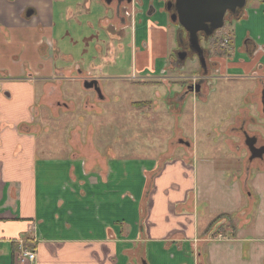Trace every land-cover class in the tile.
<instances>
[{
	"label": "crops",
	"instance_id": "obj_1",
	"mask_svg": "<svg viewBox=\"0 0 264 264\" xmlns=\"http://www.w3.org/2000/svg\"><path fill=\"white\" fill-rule=\"evenodd\" d=\"M122 4L0 0V73L7 77L0 87V264H19L23 246L37 259L22 264H264V162L254 161L263 167L242 182L248 161L239 132L243 124L264 126L261 107L234 116L223 131L228 148L214 146L210 156L194 144L189 158L191 149L179 143L183 149L157 157L39 154L51 144L41 123L72 106L61 92L65 84L95 92L84 82L98 79L102 115L114 113L110 102L126 91L132 106L152 101L138 97L147 90L157 96L173 90L176 28L163 0H143L133 19ZM247 14L236 28L234 59L223 70L258 69L260 77L264 2L255 0ZM246 35L252 40L244 45ZM259 77L222 81L217 90L249 84L241 97L251 91L257 102ZM231 151L242 173L228 179ZM225 213L235 215V236L209 239Z\"/></svg>",
	"mask_w": 264,
	"mask_h": 264
},
{
	"label": "rangeland",
	"instance_id": "obj_2",
	"mask_svg": "<svg viewBox=\"0 0 264 264\" xmlns=\"http://www.w3.org/2000/svg\"><path fill=\"white\" fill-rule=\"evenodd\" d=\"M229 25L227 22L222 30L229 29ZM192 63L191 60H187L185 69L183 71L178 69L175 73L178 74L181 71L182 74L186 75V73L192 72L194 68ZM248 88L249 84L242 83L239 84L238 88L230 91L221 87L215 95V101L212 99L207 104H201V102L191 98L187 102L182 116H176L169 112L166 100L167 93L165 92H162L161 96H157L154 95L153 90H147L137 96L139 99L144 97L152 101L132 102L131 106L130 100L133 99L130 93L126 91L118 95V101L110 102V106L115 108V112L113 113L114 110H112L110 114L105 112L106 115H102L97 110L101 108V105H106V102L102 101L96 92H84L80 85L65 84L62 86L61 92L63 96L68 94L72 98V106L68 108L67 114L65 113L61 118L55 120L52 116V119H45L47 121L41 123L45 130H49L51 144H48L47 149L39 148V154L59 152L69 156L73 152H77L88 156L98 151L102 154L108 153L116 156L157 157L165 152L169 156L177 149H183L174 140V137L185 136L188 140L195 142L198 154L203 153L210 156L215 151L214 146L223 149L228 148L227 143L222 142L226 138L223 131L232 122V119L234 120V116L240 114L238 107L245 105L241 95ZM161 89L163 91L162 87ZM164 91L167 89L164 88ZM85 93L88 97H96V102L94 104L93 102H85ZM145 93L151 95L146 97ZM154 100L158 101L157 106ZM84 102L85 108L81 106ZM178 128L184 132L181 133ZM254 129L261 132L259 143H263L264 126H249L250 131ZM53 132L54 137H52ZM52 143L60 146V149H52ZM102 145L105 148L101 147ZM231 154L233 157V151ZM231 160L233 161L230 164L227 163L229 166L226 171L228 179L234 175L240 176L242 173L235 164V157ZM220 161L223 163V160ZM259 167L263 166L248 163L244 167L243 176H241L243 177L242 182L244 179L246 181V177H249L255 168ZM245 190H248L246 184Z\"/></svg>",
	"mask_w": 264,
	"mask_h": 264
},
{
	"label": "flooded vegetation",
	"instance_id": "obj_3",
	"mask_svg": "<svg viewBox=\"0 0 264 264\" xmlns=\"http://www.w3.org/2000/svg\"><path fill=\"white\" fill-rule=\"evenodd\" d=\"M175 1L176 0H163L171 23L176 28V48L173 50L169 60V70H171V75L169 77H171L170 84L172 85L173 90L171 89V91L167 94L166 100L169 112L176 116H182L185 112L186 104L191 98L201 102V104L209 103L213 97H215L214 94L218 91L217 88L219 87L220 82L237 80L249 81L259 77L258 69H255L251 73H245L242 70L234 71L231 68L223 70V63L225 62L227 64L234 59V42L236 40L237 25L247 17L248 10L251 9L255 0H229L231 2L230 5L232 9H228L225 12L224 25L221 28L215 29L214 32L209 35L206 34L205 31H199L198 46L194 42L190 41L189 31L181 24ZM261 1L264 2V0ZM117 2L120 7L123 5L122 3L125 4V15L133 19L136 15L139 4H142L143 0H122L120 1L121 3L119 1ZM243 3H245V6H241ZM32 14V9H29L27 16H31ZM173 16H175L176 19H173ZM227 22L230 24L229 29L222 30ZM212 24L214 23L211 22L208 24L209 30L212 29ZM251 40L252 39L249 35H246L243 41V43H245L244 45H247ZM258 49L259 47L257 46L254 53H256ZM187 60H191L193 62L192 64L194 65V68L192 72L186 73L185 75L182 74L181 71H183L187 66ZM178 69L181 71L176 74L175 72H177L176 70ZM261 74L262 75L258 78V80L262 83L264 81V68ZM6 78L7 77L5 75L0 73V87H2L3 81ZM87 79L93 78H86V80ZM175 86H177V88H174ZM244 98L245 100L243 101ZM242 102H244L245 105H240V107H238L239 112L251 113V111L257 110L258 107H261L259 112H264V84H262L261 95L257 102L253 101L251 91L242 98ZM239 132L241 134L240 139H242L243 146L245 147L247 153L246 160L248 163L253 164L254 161L264 162V154L262 157H257L252 160L250 159L252 154L249 151V143H252L257 148L264 146V141L263 143H259V131H250L249 126L246 127V125L243 124L240 126ZM227 137H229V135H226V138ZM249 137L254 138V141H248ZM174 140H176L179 144L188 145L191 149L189 158H192L191 156L195 153L193 148L195 142L184 137L176 136L174 137ZM226 221H228V218L224 217L219 219L216 223H213L209 239L223 238L228 235L231 236L230 234L223 236L222 233L218 234L216 237L214 235L220 231Z\"/></svg>",
	"mask_w": 264,
	"mask_h": 264
},
{
	"label": "water",
	"instance_id": "obj_4",
	"mask_svg": "<svg viewBox=\"0 0 264 264\" xmlns=\"http://www.w3.org/2000/svg\"><path fill=\"white\" fill-rule=\"evenodd\" d=\"M108 4L114 0H105ZM122 1V0H117ZM131 1V0H129ZM245 1V0H244ZM121 3V2H120ZM229 0H176L175 5L179 14L181 24L189 31L190 41L197 46L199 44V31H205L206 34H212L215 29L221 28L224 25L225 12L232 9ZM245 6V3L241 6ZM214 15V16H213ZM173 19H176L173 16ZM212 24V29L209 30V23ZM86 89H94L99 98L103 97L98 79H87L84 82ZM254 141V138L249 137L248 141ZM249 151L251 152L250 159L262 157L264 154V146L261 148L255 147L249 143ZM142 264H149L146 260Z\"/></svg>",
	"mask_w": 264,
	"mask_h": 264
},
{
	"label": "trees",
	"instance_id": "obj_5",
	"mask_svg": "<svg viewBox=\"0 0 264 264\" xmlns=\"http://www.w3.org/2000/svg\"><path fill=\"white\" fill-rule=\"evenodd\" d=\"M228 218V221H226V223L221 227L220 231L215 235V237L222 233L223 236H226L228 234H230L231 236H235L236 233V219H235V215L234 214H221L219 217H217V219L214 221V223H216L219 219L221 218ZM25 247V246H24ZM27 248V247H26ZM32 249V247H31ZM19 251L17 250V255H18Z\"/></svg>",
	"mask_w": 264,
	"mask_h": 264
},
{
	"label": "built area",
	"instance_id": "obj_6",
	"mask_svg": "<svg viewBox=\"0 0 264 264\" xmlns=\"http://www.w3.org/2000/svg\"><path fill=\"white\" fill-rule=\"evenodd\" d=\"M134 23V22H133ZM17 260L19 264L25 262H33L37 259V253L34 250L28 249L26 247H22L17 255Z\"/></svg>",
	"mask_w": 264,
	"mask_h": 264
}]
</instances>
